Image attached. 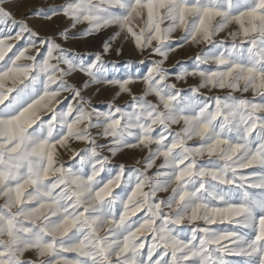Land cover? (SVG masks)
<instances>
[{
	"label": "snow or ice",
	"instance_id": "6c2138e0",
	"mask_svg": "<svg viewBox=\"0 0 264 264\" xmlns=\"http://www.w3.org/2000/svg\"><path fill=\"white\" fill-rule=\"evenodd\" d=\"M13 4L0 264H264V0H62L19 18ZM29 17L64 24L41 35ZM104 33L87 55L66 46ZM126 46L145 73L111 74ZM185 46L194 63L170 73Z\"/></svg>",
	"mask_w": 264,
	"mask_h": 264
},
{
	"label": "rangeland",
	"instance_id": "374dc122",
	"mask_svg": "<svg viewBox=\"0 0 264 264\" xmlns=\"http://www.w3.org/2000/svg\"><path fill=\"white\" fill-rule=\"evenodd\" d=\"M62 0H14V4L12 5L13 11L17 18L21 17L25 13L31 11L33 8H40V7H48L54 3L59 4ZM29 20L33 27L38 28L41 32V35L50 33L54 30L57 24L63 26V20H56L53 23L45 22L41 19L29 17ZM108 33H104L100 36H93L83 38L79 41H74L66 45L74 49L75 51L82 53V54H89L94 51L99 50L102 40L107 38ZM196 52L195 48H191L185 46L184 49L178 50L176 53L170 56V60L166 63V67L169 69L170 73H175L178 69L173 68L172 66L176 63V61L183 62L184 66L191 67L194 63L193 60L190 59ZM137 53L130 51V46L125 47V51L122 56L117 57L115 54L106 57V61H115L116 62V70L113 71L111 74L115 76H124L128 74H136V73H145L147 70L148 62L146 61L144 65H140L138 63H131V61H138L141 59ZM111 67V65H109ZM189 84H194L195 80L189 79ZM187 87V85H185ZM138 91V87L134 89ZM94 92V89L92 90ZM111 96V93L101 91V93L95 96L93 103L101 109L106 107V102ZM127 100L128 97L125 96L123 98ZM123 101H121L122 103ZM138 153L129 152L126 155L119 157V162L126 163L127 165H131L133 163V157H138Z\"/></svg>",
	"mask_w": 264,
	"mask_h": 264
}]
</instances>
